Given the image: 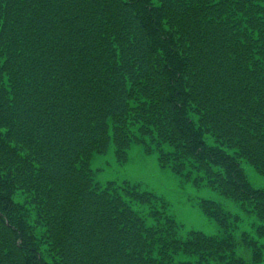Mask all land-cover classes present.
Returning <instances> with one entry per match:
<instances>
[{"label":"trees","instance_id":"obj_1","mask_svg":"<svg viewBox=\"0 0 264 264\" xmlns=\"http://www.w3.org/2000/svg\"><path fill=\"white\" fill-rule=\"evenodd\" d=\"M111 142L200 173L264 237L243 167L264 175V0H0V264L259 262L217 202L220 234L182 237L137 186L99 189L90 158Z\"/></svg>","mask_w":264,"mask_h":264},{"label":"rangeland","instance_id":"obj_2","mask_svg":"<svg viewBox=\"0 0 264 264\" xmlns=\"http://www.w3.org/2000/svg\"><path fill=\"white\" fill-rule=\"evenodd\" d=\"M148 147L150 149L133 142L124 159L117 157L112 142L104 152L94 153L89 165L94 181L97 182L96 186L103 189L110 183L135 185L138 190L149 193L151 197L149 206L155 205L156 211L172 218L177 226L178 235L182 237H186L189 231H199L208 235L220 234L221 227L217 220L208 216L202 206L203 200H212L224 210L238 215V230L251 232L250 234L264 245V237H258L254 233L252 223L258 219L253 213L244 212L239 202L223 195L218 188L208 184L206 180L198 179L200 173L179 174L169 163L164 164L160 161L158 147L150 143ZM243 167L251 183L256 187L264 188V175L248 162H244ZM14 197L19 201L25 199L22 194H16ZM133 205L141 212L147 223L152 225L157 223L156 217L151 216L152 209L138 203ZM28 217L31 221V214ZM35 231L39 235L41 229L36 228ZM41 251L48 258L44 246H41ZM176 258L186 257L179 254ZM254 264H264V253L261 260Z\"/></svg>","mask_w":264,"mask_h":264}]
</instances>
